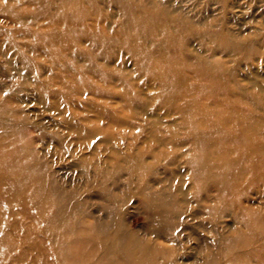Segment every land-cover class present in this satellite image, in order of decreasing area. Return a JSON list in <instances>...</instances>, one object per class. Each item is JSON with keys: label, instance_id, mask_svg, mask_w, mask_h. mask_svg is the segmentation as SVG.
<instances>
[{"label": "rangeland", "instance_id": "1", "mask_svg": "<svg viewBox=\"0 0 264 264\" xmlns=\"http://www.w3.org/2000/svg\"><path fill=\"white\" fill-rule=\"evenodd\" d=\"M150 1L161 10L182 6L184 12L179 15L189 23L174 33L175 40L157 45L146 28L139 25L140 4H146L143 0H0L14 4L16 16H27L19 22L24 23V30L33 34L41 30L42 34L38 37V51L32 56L40 65L35 73L31 72L29 80L20 77L15 80L16 85L9 82L0 65V114L4 122L13 120L23 125L22 134L0 126V264H126L119 255L130 249L134 238L141 237L176 246L183 252L181 264L192 262L193 256V260L201 256L203 264H255V260L264 263V259L248 252L249 244L246 248L240 246L237 238L215 245L204 227H199L198 232L202 233L196 235L202 238L200 244L191 249L185 230L186 219L191 218L187 216L190 204L174 193L179 191L176 170L180 166L171 162L167 172L159 168L150 174L152 178H147L143 187L148 207L138 191L139 183L148 175L132 181L129 171L136 159L126 154L130 149L119 148L122 139L136 143L132 150L146 153L144 164L152 163L151 156L157 148L150 151L147 146L157 147L156 138L161 134L201 131L215 141L204 143L201 149L214 161L238 154L239 141L243 139L247 140L246 147L252 140L257 141V136L264 140V135L259 134H264L263 94L253 86L256 81L264 86V8L261 2L249 0ZM168 31L170 27L162 30ZM195 32L201 33L199 40ZM109 40L110 46L94 59L90 68L74 55L77 49L84 48L83 42ZM140 47L148 54L150 65L173 68L169 84L161 85L159 82L164 79L155 73H151L152 78L141 75L140 61L130 50ZM252 47L256 52H249ZM98 50L97 46L95 53ZM108 56L109 65L105 62ZM144 79L152 85L130 100L136 95L134 82L140 80L141 85H148ZM88 85L111 89L106 100L111 111L97 116V108L92 107L96 110L92 112L66 102L69 96L79 98ZM160 87L158 105L157 100L143 101L146 93L154 95ZM45 105L67 113V117L83 112H92V116L84 124L71 125L64 118L55 124V112ZM140 117L147 118L145 126ZM37 128H44L42 135L47 145L34 140L32 146L43 160V167L36 165L22 171L32 178L33 185L40 176H46L47 188L46 193L42 190L41 196L32 200L28 181L15 180L20 168L16 169L12 161L19 164L20 138L38 134ZM67 128L73 146L77 140L96 141L99 135H94L102 131L98 141L106 147L114 145L111 157L98 165L72 163L65 153L56 150L59 142L52 138L67 134ZM130 128L144 129L145 133L135 139L128 133ZM254 146L258 145L250 148ZM247 151H243L244 155ZM92 156L96 159L98 152L89 158ZM259 157L260 152L255 151V158ZM110 163L124 168L121 176L125 184L119 182L108 188L105 180L114 175L113 164L107 166ZM258 174L250 170L243 173L242 177L251 184L231 177L230 194L225 195L228 208L219 213L225 224L234 225V229L246 230L234 221L233 224L227 213L235 207L242 210L251 198L259 205L264 203V182H251V177ZM185 187L188 189V184ZM184 195L188 200L192 197L190 192ZM175 208L180 209L179 215L173 213ZM174 232L178 234L175 239ZM255 248L261 249L264 256V241L262 246L256 243Z\"/></svg>", "mask_w": 264, "mask_h": 264}, {"label": "bare ground", "instance_id": "2", "mask_svg": "<svg viewBox=\"0 0 264 264\" xmlns=\"http://www.w3.org/2000/svg\"><path fill=\"white\" fill-rule=\"evenodd\" d=\"M146 4H151L152 6H147L146 4H140L141 8V17L139 20V25L142 28H146L151 39L157 44H163L164 42H171L177 38L174 34L179 29L187 28L186 19L184 17L181 18L180 15H183L184 10L182 6H175L172 8H165L161 10L157 5H154L153 1L143 0ZM248 2H261V7L264 8V0H249ZM14 4L9 2L0 3V65L4 68V76L9 78V82L14 83L16 79L20 77L31 78V72H36L35 69L40 65L36 62L32 56H34V52L38 51L39 44V36H42L41 30L36 31L34 34L28 29L24 30V23H19L21 20L27 19L26 15H18L14 13L13 9ZM168 10V11H166ZM4 14V15H1ZM180 14V15H179ZM189 17H193L191 14H188ZM137 23V24H138ZM19 24V25H18ZM165 27H170L171 31L162 32ZM201 31V30H199ZM158 34L156 35V33ZM195 37L197 40L200 39L201 33H198ZM45 39V38H44ZM82 41V39H80ZM46 41V39H45ZM112 42V40H111ZM110 40L104 42H83L82 45L84 48L77 49L74 53L76 57H79L81 61L85 63V66L88 68L93 66V61L96 57H100L101 54L107 50L110 46ZM97 46L100 47V51L96 52ZM102 48V49H101ZM133 56H135L140 61V72L141 75L146 78H152L151 73H155L156 75L162 77L164 81L159 82L161 85L169 84L170 77L173 73V68L171 66H165L163 68L150 65L148 60V54L144 53V50L131 48L130 49ZM249 52H256V50L252 47ZM115 57L118 56V53L114 54ZM111 57H107L105 62L109 65ZM29 76V77H28ZM116 79L120 80V77ZM29 80V79H28ZM148 85H141L140 80H136L134 83L137 84L136 95L132 96L130 100L134 98H138L139 94L146 89H149V85H152L148 79ZM253 82L252 79L249 80ZM15 84V83H14ZM33 84V83H31ZM16 85V84H15ZM35 85V84H34ZM253 86L260 91L264 100V86L259 84L257 81L253 82ZM149 87V88H148ZM40 86L38 87L39 93H41ZM111 89H101V86L97 85H88L83 89V94L79 95V98H75V96L67 97L66 102L72 105H82L85 110H91L93 112L96 111L92 109V107L97 108L99 113H96L97 116L105 115V110H110V106L108 105L107 95L112 93ZM90 93V96H86L87 93ZM145 93V92H144ZM127 94V93H126ZM147 97L143 101H154L157 100V105L162 97V88L154 93V95L145 94ZM41 97H44L41 95ZM46 106V105H45ZM182 107H185L183 104ZM156 109H162V106H154ZM263 107V106H262ZM51 112L54 111L53 119L55 124H58L57 120L60 121L62 118L67 120L69 124L78 123L84 124L86 121L90 120L92 116V112L89 113H77L73 114L70 117H67V113L62 112L61 110H54L45 107ZM115 111V110H114ZM142 109L140 110L141 113ZM116 112V111H115ZM148 114V113H146ZM94 115V113H93ZM171 115V112L168 113ZM191 113L188 114V118L191 117ZM142 124L145 126L146 117H140ZM175 119H172V124ZM0 126L8 128L10 132H16L18 134L23 133V125L20 122H16L13 120H8V122H4L2 119V115L0 114ZM144 128V127H143ZM142 128V129H143ZM44 128H37L36 133L38 134H30V136L20 138V147L21 153L17 154L20 158L19 164L17 162L12 161V165L17 169L20 175L16 176L15 180L18 182L28 181V187L30 188L29 195L32 200H35L42 194V190L46 193V184L45 179L46 176H40L38 183L33 185L32 178L28 175L24 174L22 170H32V167L36 165H42L43 160L38 155L37 151L32 146L34 144V140L40 141L42 144H46L43 140L45 135H42V130ZM70 131L67 128V134L62 135L61 133L55 134L54 139H57L59 143L56 142L55 148L56 150L62 151L67 155L69 160L72 163H79L82 166L89 165H98L102 162L106 163L109 159L111 150L115 149L114 145L110 147L104 146L99 136L103 134H96L94 136H98L97 140L94 141H76V145H72L73 142H70ZM128 133L130 136L141 137L145 130H137L134 131V128L128 129ZM261 135V132L259 133ZM50 136V135H49ZM257 141L252 140L250 142V146L246 147L247 140L243 139L239 141L241 143L240 152L238 154H234L231 158H226L225 160H221V158H216L214 161L211 160V157H208L206 154L201 152L202 145L207 142L214 141L212 138H208L202 135L201 131L198 133H185L180 131H172L170 134L165 135L161 134L156 138L157 147H150V151H153L157 148V150L152 154L151 158L153 159L152 163L145 162L146 153L136 151V149L132 150L136 147V143H125L124 139L119 140V148L122 146L127 148V155L131 157H135V163L132 165L129 174L130 178L133 181L135 178H139L144 175L146 176L138 185V191L141 195L142 202H146L148 207V198L147 196L143 197V187L144 183H147V178H152L150 174H153L157 169L161 168L167 172L170 167L168 164H176L179 165V169L176 170L177 177V190L178 193L182 197L181 199L189 202L190 206H188V214L187 216H191L188 220L186 219L185 230L188 236V241L191 242V249L197 247L201 242V237L196 236L201 235L202 232H198L199 227H204L205 230L210 232V236L215 240V245H220L223 240H233L237 238L241 244L244 245L245 248L249 244L250 248L248 252L251 255L264 259V256L261 252V249L255 248V244L258 243L262 246L264 241V203L263 205L257 204V202L251 198L249 203L243 206V209L240 210L239 207H235L231 212L226 215L229 217L230 221H234L236 224H240L244 226L246 230H241L240 228H235L234 225L225 224V219L221 218L219 212H224L228 208V202L225 198V195L230 194V186L233 183L232 176L236 177V179L241 183L251 184L245 181L242 177L243 173L247 170L254 172V174H258L259 171L264 172V140L262 137L257 136ZM63 142V145H62ZM84 142V143H83ZM108 142H112L109 139ZM215 142V141H214ZM236 145L238 144V139L234 140ZM83 143V144H82ZM59 145V148L56 147ZM68 145L67 149L63 150L61 147ZM70 145V148H69ZM253 145L255 148H250ZM141 147V146H140ZM247 153L244 155L245 150ZM171 150V151H170ZM23 151V153H22ZM39 151V150H38ZM58 151V150H57ZM101 151V152H100ZM121 151V149L119 150ZM256 153L260 152V157L258 159L255 158ZM98 152V157L94 159L89 158L94 153ZM91 153V154H90ZM122 152L118 153L121 154ZM121 157L123 155H120ZM119 156V157H120ZM111 157V155H110ZM172 162V163H171ZM113 164L112 170H114V175L111 178L105 180L108 188L110 185H116L119 182L125 184L126 181L121 176L125 170L124 168L119 167L117 163H110L107 166ZM164 164V167H163ZM8 168V165L6 164ZM178 167V166H177ZM175 167V169H177ZM10 168V167H9ZM148 174H146V173ZM149 178V179H150ZM8 180V178H7ZM251 182H264V174L263 175H255L251 177ZM185 184H188V189H186ZM197 184H201L202 186L197 187ZM197 187V188H196ZM190 192L192 197L190 200L185 198L186 193ZM169 193V192H168ZM168 193H164V195H168ZM172 198L173 196L169 193ZM210 198V199H209ZM174 214L179 215L180 209L175 208ZM218 213V214H217ZM198 218L196 220H192ZM228 220V221H229ZM233 222V224H234ZM89 226H93L91 221H87ZM172 237L175 239L178 237V234L175 232L172 234ZM196 240L194 244L193 240ZM182 240V239H180ZM132 245H130V249L125 253H121L119 257H122L126 264H181L179 260L180 257H183V252H180L176 246H169L166 242L161 241L160 239L154 240L150 237H141L140 239L134 238L132 240ZM231 247L230 244H228ZM111 252H114L113 247H111ZM192 262H187L185 264H203V258L199 256L193 260ZM255 264H264L259 260H255ZM253 264V263H251Z\"/></svg>", "mask_w": 264, "mask_h": 264}]
</instances>
